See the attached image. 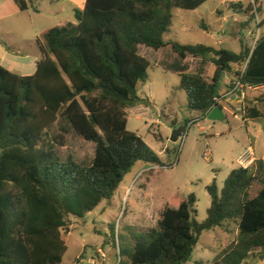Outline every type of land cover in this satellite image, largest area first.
Returning <instances> with one entry per match:
<instances>
[{"label": "trees", "instance_id": "obj_1", "mask_svg": "<svg viewBox=\"0 0 264 264\" xmlns=\"http://www.w3.org/2000/svg\"><path fill=\"white\" fill-rule=\"evenodd\" d=\"M34 1L12 0L21 12L34 9ZM207 1L85 0L83 9L73 11L74 22L42 33L44 43L37 42L41 58L32 75L0 65V264H62L68 249L62 232L69 218L83 219L110 201L137 162L161 165L143 139L126 128L128 110L149 105L137 95L150 66L140 46L170 47L180 60L211 57L215 71L210 82L200 71L178 74L188 107L202 118L220 98L223 74H233L244 88L264 87V36L253 48L240 40L239 53L165 41L173 9L195 11ZM257 3L233 8L252 16ZM59 120L94 145L90 161L62 159L57 148L64 146L63 136H55L53 144L45 138ZM206 191L210 205L202 222L193 218V194L162 204L156 227L132 235L124 252L128 264H186L203 232L227 224L236 226V238L211 264L263 261L264 162L256 171L234 169L221 189L213 180Z\"/></svg>", "mask_w": 264, "mask_h": 264}, {"label": "rangeland", "instance_id": "obj_2", "mask_svg": "<svg viewBox=\"0 0 264 264\" xmlns=\"http://www.w3.org/2000/svg\"><path fill=\"white\" fill-rule=\"evenodd\" d=\"M252 2L243 0L241 4L226 0L224 6L222 0H209L195 11L175 8L170 32L164 39L239 53V40L251 47L255 38L259 40L264 36V0H258L255 8L259 12L248 15L251 17L248 24L240 27L243 31L240 39L236 37L238 19L232 17L233 13L242 12H235L233 5L240 4L245 9ZM84 4L85 0H35L34 9L21 12L12 0H0V65L17 75H31L36 60L41 58L37 42L44 43L42 33L64 21L74 22L73 11L83 9ZM216 10L222 11V17L227 15L226 23L217 20ZM241 16L237 14V18ZM246 35L248 40L244 38ZM139 54L150 66L146 80L139 83L137 95L150 104L140 110L129 109L126 128L143 139L159 157L161 165L151 169L146 163L137 162L123 177L110 201H103L83 219L70 217L62 232L68 248L62 264H77L82 254L91 256L93 250L102 247L111 256L118 253L121 264H128L124 252L132 235H142L155 228L162 204L170 199L183 200L193 194L196 199L193 218L197 222L204 221L210 205L206 187L215 180L221 189L228 174L239 168L237 158L244 150L251 146L260 151L264 147L263 86L244 88L243 99L237 95L227 96L230 99L223 100L225 119L210 121L188 107L186 94L179 88L178 74H197L200 70L201 77L212 78L215 66L211 62L206 65L205 61L200 66L198 60H190L184 64L170 47L154 50L140 46ZM229 76L223 74L218 82L220 97L225 90L223 82ZM185 126L181 147L182 135L175 143L171 136ZM57 135L64 139V146L57 148L62 159L67 156L77 162L92 159L94 145L78 137L64 120L44 132L50 144ZM112 228L115 236L110 239L108 234ZM236 231L234 224H227L203 232L186 264H211L215 256L235 240ZM105 241L109 243L106 246Z\"/></svg>", "mask_w": 264, "mask_h": 264}, {"label": "crops", "instance_id": "obj_3", "mask_svg": "<svg viewBox=\"0 0 264 264\" xmlns=\"http://www.w3.org/2000/svg\"><path fill=\"white\" fill-rule=\"evenodd\" d=\"M228 1H230V2H239V3H241L242 4V2H243V0H228ZM225 3H226V0H222V5H224L225 6ZM228 9H229V7H228ZM229 11H231V10H229ZM232 12V11H231ZM215 13H216V16H217V20H220V21H222L223 23H226L227 22V20H226V17H227V15H223V17H222V11H220V10H216L215 11ZM237 14H240V15H242L241 17V19L240 18H237ZM233 17L232 18H234V19H238V22H236V25H238L237 27H238V30H237V32H236V37H237V39L239 40L240 39V37H239V35H241V33H243V31L241 32L240 31V27H244L245 26V22H247V19H248V16L246 15V14H244V13H233ZM235 22V21H234ZM220 28L222 29L223 28V26L221 25L220 26ZM246 34H248V32H246ZM231 35H234L233 34V32H231ZM235 37V36H234ZM244 38L246 39L247 38V35L246 36H244ZM240 41V40H239ZM186 45V44H185ZM140 48V47H139ZM40 59H38V60H36V62H35V64H34V71H33V73L35 72V69H36V63L39 61ZM199 61L200 62V66H202V64H203V61H202V59L201 58H192V57H187L186 59H184V60H182V62L184 63V64H186L188 61ZM210 63V61L209 60H207V62H206V65H208ZM205 67V66H204ZM198 71H200V70H198ZM32 73V74H33ZM31 74V75H32ZM203 79H205L206 81H208V82H210L211 81V79L212 78H205V77H202ZM233 80H234V76L232 75V74H230V76L228 77V78H226L225 79V81L223 82V84H224V86H225V90L224 91H222L223 92V94H222V97H220L219 99H220V105L223 107V111H224V114H225V112H226V106L224 105V103H223V100L224 99H230V98H227V97H225V98H223V96L224 95H226V92H227V87L226 86H228V84L230 83V82H233ZM221 92V93H222ZM244 96H245V94L241 91V92H238L237 93V97H239L240 99H243L244 98ZM230 101V100H229ZM228 101V102H229ZM148 103L150 104V102L148 101ZM135 109H137V110H140L141 108H142V105H140V106H137V107H134ZM134 108H132V109H134ZM244 153H247L248 155H249V157H250V155H251V158H252V162L251 163H249V165L248 164H246L247 165V168L248 167H250V168H252L254 171H256V169H257V166H258V163L259 162H264V147H263V149L262 150H260V151H256V150H254L251 146L250 147H248L246 150H244L243 152H242V154H240L239 156H238V158H237V161H238V159H239V157L240 156H242ZM239 165V164H238ZM239 167H240V165H239ZM248 262H249V264H264V260L263 261H259V260H254V259H252L251 260V258H249L248 259Z\"/></svg>", "mask_w": 264, "mask_h": 264}, {"label": "built area", "instance_id": "obj_4", "mask_svg": "<svg viewBox=\"0 0 264 264\" xmlns=\"http://www.w3.org/2000/svg\"><path fill=\"white\" fill-rule=\"evenodd\" d=\"M252 4H254V0H253ZM254 12L256 14L255 5H254ZM246 39L247 40L249 39L248 36H247ZM257 41H258V38H255L253 40V43H252L251 48H253L255 46V44H256ZM231 84L233 85L232 88L227 89L226 95H224L223 98H225L227 96L237 95L238 92H241L244 89L243 85L239 81H237V80L236 81H233V82H230L228 84V86L231 85ZM214 101H215V103L206 112V114L208 112H210L216 106V104L220 103V99L219 98L214 99ZM181 137H182V140H181L180 145L182 147V145L184 143V140H185V134L182 135ZM252 161L253 160L251 158V155L249 157V155L247 153H244L242 156L239 157L238 164L242 168H247V165L246 164L249 165V163H251ZM120 263H121V258H120V256L118 257V253L115 256H111L103 248H97L94 253H91V256H87L86 255L84 258H82L81 260H78V262H77V264H120Z\"/></svg>", "mask_w": 264, "mask_h": 264}, {"label": "water", "instance_id": "obj_5", "mask_svg": "<svg viewBox=\"0 0 264 264\" xmlns=\"http://www.w3.org/2000/svg\"><path fill=\"white\" fill-rule=\"evenodd\" d=\"M206 118L210 121H223L225 119L223 107L221 105H216L210 112L206 114ZM183 128L175 130L171 136V141L175 143L181 136Z\"/></svg>", "mask_w": 264, "mask_h": 264}]
</instances>
